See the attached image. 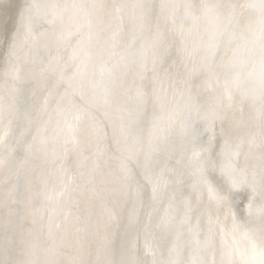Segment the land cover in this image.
Returning <instances> with one entry per match:
<instances>
[{"label": "snow or ice", "instance_id": "6c2138e0", "mask_svg": "<svg viewBox=\"0 0 264 264\" xmlns=\"http://www.w3.org/2000/svg\"><path fill=\"white\" fill-rule=\"evenodd\" d=\"M195 7L190 0H23L0 40V232L9 245L19 237L26 258L0 264H37V252L43 264H117L122 217L128 230L142 231L153 264L152 228L165 243L179 230L191 264H264V72L257 98L215 35L191 41L178 14L195 20ZM214 7L199 5L211 16ZM164 81L186 95L181 110L165 108ZM133 110L136 139L128 144ZM217 128L223 139L213 156ZM113 145L142 155L143 183L126 160L119 176L105 170ZM229 188L262 197L248 206L259 223L233 211ZM205 189L209 206L200 207ZM135 247L130 242L118 264H145ZM176 252L167 247L169 258Z\"/></svg>", "mask_w": 264, "mask_h": 264}, {"label": "clouds", "instance_id": "9594fccd", "mask_svg": "<svg viewBox=\"0 0 264 264\" xmlns=\"http://www.w3.org/2000/svg\"><path fill=\"white\" fill-rule=\"evenodd\" d=\"M196 5L193 9L196 19L191 17L186 18L183 10L178 14V21H183L191 29L190 39L193 42H206L212 35H215L217 40L221 43L222 54L225 60H232L235 58L237 63V70L241 73L242 86L254 90L257 98L261 92V73L264 72V8L260 7L261 0H206V2L215 6V16L206 15L199 8L202 0H190ZM255 4L256 6H250ZM2 55V49H0ZM160 89L165 95V108L181 110L186 103V95H181L179 90H174L169 81H164L160 85ZM131 107V106H130ZM256 108H259L257 102ZM248 110L246 109V112ZM251 115L255 116V112ZM126 124L131 128L127 143L132 144L136 139V114L133 110L131 115L126 117ZM206 134L204 139L207 141ZM217 141L216 146L212 150V155L219 152V142L223 137L219 128L216 132ZM174 142H179L178 137L172 134L169 137ZM191 146H186V152H190ZM122 160H126L129 169L131 170L133 180L138 183H143L142 169L143 164L142 155L137 157L135 155L129 156L128 152L119 150L116 146L109 148V163L106 171L110 170L113 176H119V165ZM243 163V159L241 161ZM185 164H187V157H185ZM187 177V168L182 169ZM218 175V174H217ZM209 179L212 175L209 174ZM186 183H191V178H187ZM184 194H191L194 198L195 193L191 189L185 187ZM225 195L228 196V202L233 211L237 212L238 216H242L244 220H251L252 223H259L255 217L249 215V204L254 207L262 202V197L259 194L254 195L250 190L242 188L239 190L227 189ZM200 207H207V193L206 189L199 198ZM119 211V210H118ZM154 242L158 245L156 249L157 264H191L188 249L186 247L185 237L180 234L179 230H175L173 234L167 236V243H165L163 234L159 229H151ZM6 235L0 232V262L6 258L23 261L26 257L24 255L25 245L19 237L14 238L11 245L7 243ZM135 241L136 247L134 254L144 260L145 264H153V257H144L143 255V233L126 228V217H122L120 223L115 228V245L113 249V259L117 262L120 260L121 253L128 248L130 242ZM175 244L177 252L171 257H168L167 247ZM10 252L14 253L9 255ZM37 264H43L44 257L37 254L31 257Z\"/></svg>", "mask_w": 264, "mask_h": 264}, {"label": "bare ground", "instance_id": "6f19581e", "mask_svg": "<svg viewBox=\"0 0 264 264\" xmlns=\"http://www.w3.org/2000/svg\"><path fill=\"white\" fill-rule=\"evenodd\" d=\"M23 0H0V40L3 29L11 30Z\"/></svg>", "mask_w": 264, "mask_h": 264}]
</instances>
